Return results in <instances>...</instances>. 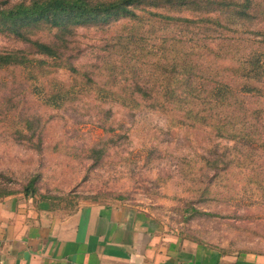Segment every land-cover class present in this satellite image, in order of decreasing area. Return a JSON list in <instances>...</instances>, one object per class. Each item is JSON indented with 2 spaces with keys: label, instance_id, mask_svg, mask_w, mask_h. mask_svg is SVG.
Wrapping results in <instances>:
<instances>
[{
  "label": "rangeland",
  "instance_id": "374dc122",
  "mask_svg": "<svg viewBox=\"0 0 264 264\" xmlns=\"http://www.w3.org/2000/svg\"><path fill=\"white\" fill-rule=\"evenodd\" d=\"M31 1L0 0V8ZM211 16L196 30L160 17L137 28L119 16L75 28L62 61L0 33V54L23 51L29 60L0 68V196L28 191L64 214L88 202L127 203L147 208L181 239L222 253L264 254V18L215 32ZM180 30L184 54L204 76L238 93L230 102L245 110L242 121H195L176 103L164 109L171 104L163 107L160 97L155 107L130 98L178 89L177 41L162 42ZM54 37L48 28L31 35L46 43ZM249 58L258 66L241 68ZM30 123L35 129L27 133Z\"/></svg>",
  "mask_w": 264,
  "mask_h": 264
},
{
  "label": "crops",
  "instance_id": "0c3cea01",
  "mask_svg": "<svg viewBox=\"0 0 264 264\" xmlns=\"http://www.w3.org/2000/svg\"><path fill=\"white\" fill-rule=\"evenodd\" d=\"M49 201L0 199V264H264L261 253H222L181 239L147 209L81 204L69 214Z\"/></svg>",
  "mask_w": 264,
  "mask_h": 264
},
{
  "label": "trees",
  "instance_id": "16d2710c",
  "mask_svg": "<svg viewBox=\"0 0 264 264\" xmlns=\"http://www.w3.org/2000/svg\"><path fill=\"white\" fill-rule=\"evenodd\" d=\"M164 6L168 13L158 14L150 9H159ZM184 12L198 13V22L182 16ZM216 20L213 25L227 27L236 22L243 26L254 25L260 17L264 18V0H32L30 4L18 3L12 6L0 8V33H8L16 40H21L31 45L34 55L51 58L62 61L65 57V49L68 41L65 39L72 29L89 26L91 24H100L108 22L112 17L119 16L123 22L136 25L139 28L145 21L146 17H160L165 20L174 22L177 27L182 24H191L194 30L198 27L197 23H202L206 27L203 16L211 15ZM210 17V18H211ZM261 21L262 18H260ZM221 21H225L222 24ZM163 22V21H162ZM48 28L49 31L55 32V37L51 42L33 40L31 35L40 29ZM187 29V28H186ZM205 29V28H204ZM207 30H212V27ZM184 30H180L179 38H164L162 46L170 40H176L173 51L175 54V69L182 71L174 78L178 89L154 92L152 90L139 91L138 94L131 93L129 96L140 99L143 103L154 105L163 101V107L169 102L171 105L165 106L164 109L170 108L173 103L180 106L186 117L195 121H207L212 119L214 122H238L245 115L239 116L237 105H232L231 96H237V92L230 89L229 85L222 84V81L204 76L202 66L198 65L188 57L189 51L184 54V47L181 45V38ZM192 31V29H191ZM200 32L199 30H197ZM199 34H193V40L197 41ZM261 49H264V34L261 33ZM207 45V44H206ZM224 45V44H222ZM190 53L194 55L190 47ZM184 57L188 59L184 60ZM28 58L23 51H13L6 54H0V68L26 66ZM42 63V61L40 62ZM250 65L258 66L257 61L253 58L247 59L242 63L241 68ZM70 67V66H69ZM71 70L74 71L73 66ZM259 70V68L257 69ZM250 77V76H248ZM211 80L212 84L207 82ZM216 78V77H215ZM207 81V82H206ZM185 88H182V87ZM238 98V97H237ZM239 99V98H238ZM241 102L239 103L240 106ZM229 109H225L228 108ZM206 112L207 114H203ZM247 120H244V122ZM35 126L30 123L26 132L34 131ZM13 195L4 193L0 197L4 198ZM25 195H29L28 191Z\"/></svg>",
  "mask_w": 264,
  "mask_h": 264
}]
</instances>
